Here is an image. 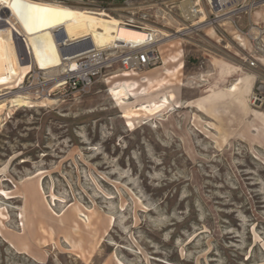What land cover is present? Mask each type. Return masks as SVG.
Here are the masks:
<instances>
[{
  "label": "rangeland",
  "instance_id": "374dc122",
  "mask_svg": "<svg viewBox=\"0 0 264 264\" xmlns=\"http://www.w3.org/2000/svg\"><path fill=\"white\" fill-rule=\"evenodd\" d=\"M15 2L0 0V95L31 106L0 109V264H264V101L253 102L264 80L239 92L249 55L253 69L264 60V35L254 42L228 23L176 34L179 0ZM48 2L155 25L172 35L168 62L114 81L116 66L86 94L50 85L28 96L36 62L21 9L37 16ZM117 81L137 83V96L116 100Z\"/></svg>",
  "mask_w": 264,
  "mask_h": 264
},
{
  "label": "built area",
  "instance_id": "2783aa9c",
  "mask_svg": "<svg viewBox=\"0 0 264 264\" xmlns=\"http://www.w3.org/2000/svg\"><path fill=\"white\" fill-rule=\"evenodd\" d=\"M179 1L182 20L176 34L187 36L206 27L217 29L228 23L234 27L239 36L247 37L254 42L264 35V29H255L258 23L253 21L257 11L264 8V0H192V8L182 6L187 0ZM173 8L174 4H171L170 10H166L171 12ZM202 16H204L205 22L199 24ZM243 16L246 17L249 25L247 31L242 30L240 25ZM124 22L139 27L149 26L153 31L148 32L146 40L139 44L133 45L117 41L116 46L112 49L114 50L112 54V51L107 53L95 49L88 38L65 44L67 38L59 30L56 35L65 63L62 74L49 76L42 71L33 70L28 75L31 81L28 82L24 91L31 92L37 87L45 92L50 85H53L55 90L63 89L65 93L86 94L90 91L96 78L104 72H110L116 66L121 71L144 72L161 65L163 59L161 47L164 45L162 42L166 39L161 29L155 25H143L132 19H126ZM254 29L257 30V37L253 38L252 30ZM248 65L251 68L256 66V60L252 54L249 55ZM49 93L51 92H47L48 95ZM253 102H256L254 97Z\"/></svg>",
  "mask_w": 264,
  "mask_h": 264
},
{
  "label": "bare ground",
  "instance_id": "6f19581e",
  "mask_svg": "<svg viewBox=\"0 0 264 264\" xmlns=\"http://www.w3.org/2000/svg\"><path fill=\"white\" fill-rule=\"evenodd\" d=\"M13 1L15 2V0ZM14 5L18 6V2L16 1ZM182 6L184 8L187 7L192 8L193 1L187 0L182 4ZM35 7L40 8V12L39 13L37 12L38 13L37 16L34 15V11L32 9H21L23 17L29 20V25L31 27L29 28L30 33L26 34L28 35L27 36L28 44L33 51L36 62L31 72H33V70L42 71L49 76H60L63 72V68L65 65L63 61L62 51L58 45V40L56 35L59 30L63 32L65 34V37L67 38L65 44L73 43L77 40L88 38L95 47V49L107 53L112 51L111 52L112 54L114 53L113 52L114 50L112 49L114 48V46H116L117 41H120L122 43L125 42L127 44H133V45L139 44L146 40L148 32L150 33L153 31V29L149 26L148 27L136 26L138 28H135L133 27L134 25L127 24L124 21H120V22L108 21L102 19V17L97 18L93 16L78 15L72 12L71 10H69L67 7L62 6L57 2H52V3L48 2L47 7H41L38 5ZM204 22H205L204 16L200 17L199 24H203ZM23 29H25V26H23ZM161 32L165 34V38H166L162 42L163 44L167 40H169L172 35H168L166 32L162 30ZM48 36L52 38L50 42L47 41ZM18 57H19L18 58L19 61L23 60L22 58L23 50L21 49L18 50ZM172 58L170 57L171 60ZM167 62H168L167 59L165 58L162 59L163 64H166ZM19 74H20V69L16 67L15 77L18 78ZM114 74L115 75L111 77V79L115 81L120 78L125 79V78L136 77L140 75L141 72L117 71ZM153 82H154L153 87L154 88L156 87L155 90H157L161 87L160 85L163 81L154 79ZM232 87L233 88L228 90L229 92L235 93L236 91H238L237 84L233 85ZM136 88H137V83L135 82L117 81L114 83L110 91L113 97L116 98V100L122 102L130 97L132 98L136 97L137 96V93L135 92ZM20 90H22L28 96H30L28 92L22 89V87L20 88ZM8 98L11 99L8 100ZM254 98L256 99V102L259 103H262L264 101L263 98L260 96L255 95ZM36 100H41V106H45L47 103L52 102L47 97ZM0 102H1L0 109H5L7 107L6 104L7 102L10 103V108L12 107L21 108V107L31 106L30 104L31 102L28 97L22 95L20 92L14 93L13 91L0 95ZM130 126H132V124Z\"/></svg>",
  "mask_w": 264,
  "mask_h": 264
},
{
  "label": "crops",
  "instance_id": "0c3cea01",
  "mask_svg": "<svg viewBox=\"0 0 264 264\" xmlns=\"http://www.w3.org/2000/svg\"><path fill=\"white\" fill-rule=\"evenodd\" d=\"M264 41V39H263ZM165 59H167L168 57H164ZM261 64H259L260 66H258L257 68L258 69H253V68H250L247 64L244 65L245 66V70L247 71V74L249 73V75L251 77H246L245 79V83H246V88L241 90L240 87H239V92L243 94L245 93H249L251 91V89H253L258 83H260L261 81H259V77H261V79L264 80V60L263 62H260ZM165 67L166 66H161L159 69H162V70H165ZM158 73V79L159 81L162 80L161 78V72L160 71H157ZM237 84V83H236ZM235 85V84H234ZM238 86L240 85L237 84Z\"/></svg>",
  "mask_w": 264,
  "mask_h": 264
}]
</instances>
